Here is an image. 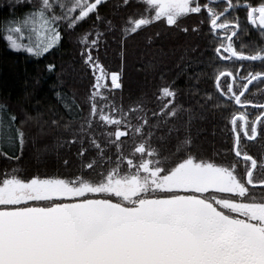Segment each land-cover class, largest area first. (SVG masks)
<instances>
[{
	"label": "snow or ice",
	"instance_id": "6c2138e0",
	"mask_svg": "<svg viewBox=\"0 0 264 264\" xmlns=\"http://www.w3.org/2000/svg\"><path fill=\"white\" fill-rule=\"evenodd\" d=\"M137 2L144 13L129 14L122 25L101 15L106 0H40L23 18L5 22L9 46L37 57L61 41L65 25L75 29L95 17V38L93 30L81 37L82 57L94 77L87 116L78 126L75 120L51 121L64 129L62 143L75 147L76 171L30 176L17 168L0 171V264H264V153L253 155L241 146L245 138L264 136V103L246 95L253 82L264 83V70L240 75V69L224 68L215 76L221 96L238 106L225 117L234 136L227 152L234 156L217 161L193 151L190 134L174 138L178 125L166 127L183 110L171 85L158 90V110L139 99L125 108L112 96L123 87L121 71L109 73L93 55L107 31L119 28L126 45L145 26L161 22L179 28L183 18L205 16L206 10L200 24L224 37L215 47L222 61L241 62V69L244 61L264 65V46L249 51V45L235 43L242 25L232 16L243 7L247 21L264 34V0H223L222 10L213 6L215 0ZM116 6L130 8L132 0ZM182 30L200 31V26ZM47 67L55 69L51 63ZM228 77L225 88L222 78ZM249 105L259 112L254 119ZM65 106L79 116L74 98ZM18 119L0 103V155L17 160L16 142L22 155L24 125L33 117L19 124ZM70 163L64 160L65 166Z\"/></svg>",
	"mask_w": 264,
	"mask_h": 264
},
{
	"label": "trees",
	"instance_id": "16d2710c",
	"mask_svg": "<svg viewBox=\"0 0 264 264\" xmlns=\"http://www.w3.org/2000/svg\"><path fill=\"white\" fill-rule=\"evenodd\" d=\"M118 2L119 0H106L99 9L101 15L112 19L117 25H122L129 14L144 13L145 6L137 0H132L130 8L117 7ZM38 5V2L31 0H0V103L7 104L10 112L19 117L18 124L27 116L33 117L24 125L26 142L22 155L18 140L16 142L15 155L20 156V159L0 155V171L17 168L22 175L28 176L37 173L68 175L77 168L75 147L69 148L62 143L64 129L56 127L51 121L75 120L78 126L80 118L88 114V95L94 77L82 57L84 45L81 37L93 30L92 38H95V17L82 22L75 29L63 26L61 41L43 56H34L23 49H12L6 39L8 33L5 22L34 10ZM213 6L222 10L223 0H215ZM204 12L206 16V10ZM236 15L240 17L242 25L240 37L235 40L237 46L241 43L249 45V51L257 46H264V34L247 21L246 10L241 7L232 13V16ZM205 16L190 14L180 21L179 28L155 22L143 27L138 34L131 35L126 45L121 43L119 28L107 31L100 40L99 49H93V55L99 57L109 73L121 71L123 87L114 90L112 96L116 104L123 103L125 108L139 99L149 108L158 110V90L162 86L171 85L177 92L176 103L183 106L178 117L166 126H179V132L171 135L174 138L179 135L183 139L190 134L193 151L206 154L205 158L223 161L225 156L229 159L234 156L227 152L233 145L234 136L225 117L238 106L221 96L216 88L215 76L224 68L240 69V75H247L248 71L264 70V65L259 61H244V68L241 69V62L222 61L215 52V47L224 37L217 38L209 31L210 25L200 24ZM197 25L200 26V31L185 33L182 30L183 27L191 29ZM105 28L106 25L100 26L101 31ZM28 31L25 29L26 33ZM149 37L152 38L151 42ZM23 42L27 43L28 39L25 38ZM49 63L55 65L54 70H48ZM230 79L231 77L222 78L225 88ZM106 82L110 85V76ZM57 93L61 96L58 97ZM246 95L254 102L264 103V83L253 82ZM73 98L79 106H74L79 116H73L65 106L71 104ZM216 105H223L227 110H221ZM188 109H191L193 117L190 127L185 123L189 117ZM247 110L251 113L250 119L259 114L251 105ZM164 131L166 128L161 133ZM174 144L175 139L169 148H173ZM241 146L253 155H260L264 153V136L251 142L244 139ZM46 147L49 150L58 149L57 157L50 153L47 156L39 155L42 153H39L40 150ZM4 150L10 153L13 151L7 144ZM65 159L71 161L70 165L65 166Z\"/></svg>",
	"mask_w": 264,
	"mask_h": 264
},
{
	"label": "rangeland",
	"instance_id": "374dc122",
	"mask_svg": "<svg viewBox=\"0 0 264 264\" xmlns=\"http://www.w3.org/2000/svg\"><path fill=\"white\" fill-rule=\"evenodd\" d=\"M31 1H34V2H38V3H40V0H31ZM25 14L23 13L21 16H20V18H23V16H24ZM33 39H35V37L33 36L32 37ZM185 129H186V126H185ZM191 130H193V127H191ZM193 132V131H192ZM194 132H196V131H194ZM160 133H158V135H159ZM52 147H54V145L52 146ZM57 151H58V149L56 150V148H52V150H49V147H46V148H43V149H41L40 150V152L39 153H41V154H39V155H45V156H47V154H52V156H54V157H57ZM59 152H60V150H59ZM200 155H202V156H206V154H204V153H201ZM243 168V165H241V169ZM22 175V174H21Z\"/></svg>",
	"mask_w": 264,
	"mask_h": 264
},
{
	"label": "flooded vegetation",
	"instance_id": "af4514ba",
	"mask_svg": "<svg viewBox=\"0 0 264 264\" xmlns=\"http://www.w3.org/2000/svg\"><path fill=\"white\" fill-rule=\"evenodd\" d=\"M230 82H231V79H230ZM256 115H258V114H255V116H256ZM245 139H246V138H245ZM246 141H248V140L246 139ZM249 142H251V141H249ZM233 155H234V153H233Z\"/></svg>",
	"mask_w": 264,
	"mask_h": 264
}]
</instances>
